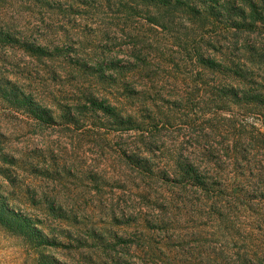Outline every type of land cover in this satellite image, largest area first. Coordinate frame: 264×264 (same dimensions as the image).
<instances>
[{"label": "rangeland", "instance_id": "1", "mask_svg": "<svg viewBox=\"0 0 264 264\" xmlns=\"http://www.w3.org/2000/svg\"><path fill=\"white\" fill-rule=\"evenodd\" d=\"M206 2L0 0V264H264V101L219 103L203 65H245L264 94V33ZM198 135L227 148L206 187L183 171Z\"/></svg>", "mask_w": 264, "mask_h": 264}, {"label": "trees", "instance_id": "2", "mask_svg": "<svg viewBox=\"0 0 264 264\" xmlns=\"http://www.w3.org/2000/svg\"><path fill=\"white\" fill-rule=\"evenodd\" d=\"M167 1V0H166ZM194 1V0H193ZM206 4H203V8H193L194 11H197V14L203 16L205 14L207 17H211L213 19L212 25H215L217 21L220 22V19L223 18L226 23L228 29H230L233 33H237L244 30L250 29L251 31L261 30L264 33V0H223V2H218V0H206ZM172 2H167L166 6L171 7ZM222 22V23H224ZM224 23V24H225ZM236 36V35H235ZM6 40H9L6 38ZM0 41H1V33H0ZM29 51H34L33 46H26ZM203 60V65L206 69L210 70L213 75H217V80L214 81V86L217 89V93L213 95L214 99H217L222 103L225 100H231V102H238L242 105H261L264 100V94L257 90V86H259L258 80L254 76V71L252 72L244 65V69H240V66H237L235 63L225 62V61H217V60H209L205 62ZM251 72V74H249ZM233 75L236 78H232ZM5 100L7 103H11L13 107L16 109L26 111L29 114H35L39 116L41 121L46 120V115L43 113L44 111L36 107V104L32 102V100L26 96L25 94H17L10 93L5 95ZM147 105V103L145 104ZM104 107V106H103ZM107 110V108H106ZM43 111V112H42ZM114 113V109H109L108 113ZM116 115V114H115ZM0 118H1V74H0ZM261 138V144L264 148V135L259 132L257 133ZM254 138H249V141L253 142ZM224 141L213 145L210 144L209 136L198 135L196 139L197 146L195 150L205 151L202 155V160H195V163L191 160L184 163L183 171L187 174L186 176L190 177L197 187L207 186V179H220L221 175H216V177H208L210 175L208 172L201 171L200 169L204 167L206 170L211 168L212 163H215L211 160L212 153L214 151H218L216 147H223V150H226L224 145ZM217 145V146H215ZM220 145V146H219ZM241 151H245L241 148V143L239 140L235 144V157L236 161L240 160ZM248 152V149L246 150ZM8 163L9 160H5ZM221 161V159L217 160V162ZM8 175V174H7ZM5 177L6 174H4ZM0 178H1V131H0ZM0 191H1V180H0ZM8 209L5 208V222L9 225H3L5 230H13V227H17L18 225L23 229L25 228V222L22 216H11L8 213ZM22 221H21V220ZM0 229H1V197H0Z\"/></svg>", "mask_w": 264, "mask_h": 264}]
</instances>
